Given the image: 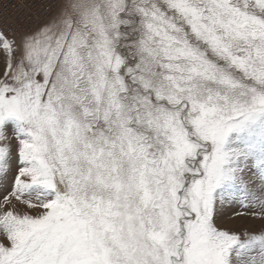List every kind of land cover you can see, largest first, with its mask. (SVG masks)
Segmentation results:
<instances>
[{"label": "snow or ice", "instance_id": "6c2138e0", "mask_svg": "<svg viewBox=\"0 0 264 264\" xmlns=\"http://www.w3.org/2000/svg\"><path fill=\"white\" fill-rule=\"evenodd\" d=\"M48 8L0 26V183L42 209L0 211V264H264V229L217 226L264 213V0Z\"/></svg>", "mask_w": 264, "mask_h": 264}, {"label": "rangeland", "instance_id": "374dc122", "mask_svg": "<svg viewBox=\"0 0 264 264\" xmlns=\"http://www.w3.org/2000/svg\"><path fill=\"white\" fill-rule=\"evenodd\" d=\"M10 142L14 144L15 140L10 138ZM14 175L15 170H13ZM246 179L248 180V189L255 196H264V189H261L259 179L252 172L248 174ZM12 187V176L9 177L7 182L0 183V211L5 207H9V210H13L17 214L33 216L42 211V209L29 208L26 204L16 201L14 197H11L10 191H6V189H11ZM5 197H9L12 200L11 206L3 204ZM220 213L217 226L233 233H240L242 239L245 233L259 235L264 229V213L261 211L259 202L245 193H241L239 197H234L228 203L223 204L220 208ZM0 242L7 243L2 230H0Z\"/></svg>", "mask_w": 264, "mask_h": 264}, {"label": "built area", "instance_id": "2783aa9c", "mask_svg": "<svg viewBox=\"0 0 264 264\" xmlns=\"http://www.w3.org/2000/svg\"><path fill=\"white\" fill-rule=\"evenodd\" d=\"M53 0H0V26L19 27V24L33 26L41 22L49 11Z\"/></svg>", "mask_w": 264, "mask_h": 264}]
</instances>
